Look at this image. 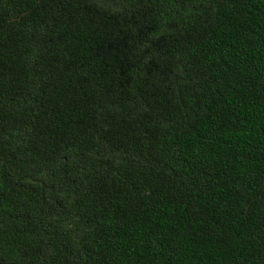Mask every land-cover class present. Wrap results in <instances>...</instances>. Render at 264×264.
<instances>
[{
    "label": "trees",
    "instance_id": "1",
    "mask_svg": "<svg viewBox=\"0 0 264 264\" xmlns=\"http://www.w3.org/2000/svg\"><path fill=\"white\" fill-rule=\"evenodd\" d=\"M0 264H264V0H0Z\"/></svg>",
    "mask_w": 264,
    "mask_h": 264
}]
</instances>
